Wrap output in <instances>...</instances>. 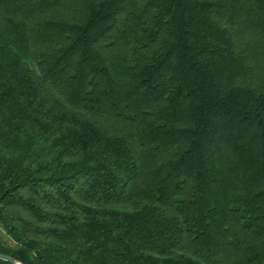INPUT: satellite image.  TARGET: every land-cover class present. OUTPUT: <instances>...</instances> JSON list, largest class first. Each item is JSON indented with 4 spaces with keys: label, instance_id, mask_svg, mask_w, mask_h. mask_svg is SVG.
<instances>
[{
    "label": "trees",
    "instance_id": "obj_1",
    "mask_svg": "<svg viewBox=\"0 0 264 264\" xmlns=\"http://www.w3.org/2000/svg\"><path fill=\"white\" fill-rule=\"evenodd\" d=\"M0 252L264 264V0H0Z\"/></svg>",
    "mask_w": 264,
    "mask_h": 264
},
{
    "label": "water",
    "instance_id": "obj_2",
    "mask_svg": "<svg viewBox=\"0 0 264 264\" xmlns=\"http://www.w3.org/2000/svg\"><path fill=\"white\" fill-rule=\"evenodd\" d=\"M0 259L8 261V262H10L12 264H23L20 261H18L15 258H13L12 256L4 254V253H1V252H0Z\"/></svg>",
    "mask_w": 264,
    "mask_h": 264
}]
</instances>
